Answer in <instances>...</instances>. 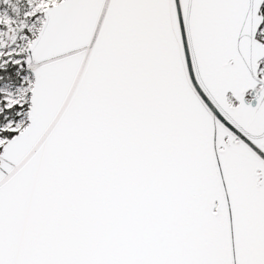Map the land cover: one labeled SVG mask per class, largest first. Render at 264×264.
<instances>
[{
    "label": "snow or ice",
    "instance_id": "6c2138e0",
    "mask_svg": "<svg viewBox=\"0 0 264 264\" xmlns=\"http://www.w3.org/2000/svg\"><path fill=\"white\" fill-rule=\"evenodd\" d=\"M0 264H264V0H0Z\"/></svg>",
    "mask_w": 264,
    "mask_h": 264
}]
</instances>
